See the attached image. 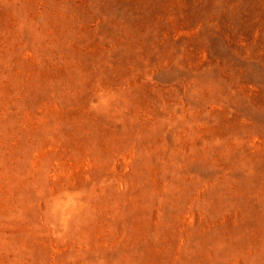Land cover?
Masks as SVG:
<instances>
[{"label":"rangeland","instance_id":"obj_1","mask_svg":"<svg viewBox=\"0 0 264 264\" xmlns=\"http://www.w3.org/2000/svg\"><path fill=\"white\" fill-rule=\"evenodd\" d=\"M0 264H264V0H0Z\"/></svg>","mask_w":264,"mask_h":264}]
</instances>
